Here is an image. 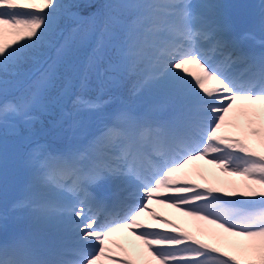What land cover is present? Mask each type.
<instances>
[{"label":"snow or ice","instance_id":"snow-or-ice-1","mask_svg":"<svg viewBox=\"0 0 264 264\" xmlns=\"http://www.w3.org/2000/svg\"><path fill=\"white\" fill-rule=\"evenodd\" d=\"M126 6L131 10L123 52L128 70L146 65L137 90L166 88L172 111L166 119H154L122 108L82 150L58 154L33 148L29 162L36 168L35 183L72 198L65 204L44 202L41 213L60 218L75 246L0 243V264H132L118 260L114 251L126 252L113 239L125 229L155 264H209L210 259L211 264H264V53L240 47L239 39L229 35L231 26L221 19L223 5L218 3L136 0ZM95 7L63 0H0V83L26 62L38 65L29 96L0 100V126L7 129L12 119L31 127L33 110L55 87L59 67L75 42L72 34L60 33L59 22L79 19ZM93 16L87 13V18ZM46 48L54 49L55 56L42 61ZM103 48L101 38L80 76L82 90L87 89V73L101 63ZM236 64L246 65L247 73L235 74ZM117 70L118 65H111L105 75ZM69 85L70 79L62 94ZM102 106L83 91L72 99L76 113ZM198 160L242 178L241 184L220 181L232 184L225 189L196 182L193 175L203 176L190 165ZM4 163L0 142V174ZM154 201L212 225L216 231L204 234L215 243L168 220L163 223L172 232L150 230L158 225L145 224L141 217L147 212L158 219L150 207ZM241 206L250 210H238Z\"/></svg>","mask_w":264,"mask_h":264},{"label":"trees","instance_id":"trees-1","mask_svg":"<svg viewBox=\"0 0 264 264\" xmlns=\"http://www.w3.org/2000/svg\"><path fill=\"white\" fill-rule=\"evenodd\" d=\"M258 0H254L251 8L257 9ZM65 3H93L96 5L94 9L83 11V16L79 19L65 18L59 22L60 33L63 36L72 34L75 42L71 48L65 62L59 67V78L56 81L55 87L52 88L44 97L43 103L37 106L32 115L36 119L32 122L31 127L26 126L19 120H15L12 127L5 129L0 128V138H7V142H3L6 150L11 148L17 151L16 147L19 139L22 137L44 136L47 140H54V144H62L65 136L60 132L54 133L59 128L53 127L57 125L64 111H70L76 115L84 114V112L76 113L72 108V99L81 94L83 91L88 99L106 101L110 99L109 110H112L117 103L133 102L137 93V84L140 76L137 73L130 71L126 72L127 67L124 64V56L121 40L124 36L125 25L131 18V10L126 6L136 0H63ZM217 3V2H216ZM219 4V3H218ZM121 5H124L123 7ZM94 12V16L87 18L88 12ZM113 24L117 33L116 39L113 41L115 46L110 50L112 62L118 65L120 73L118 80L112 82L118 83V91L112 90L108 86L112 85L109 79H117L112 71H109L108 77L104 78L103 82L94 87L87 84V89L82 90L80 85V67L82 65V56L87 53L90 48H94L97 40V34ZM95 35V36H94ZM58 42H62V37L58 36ZM110 44L109 41L107 42ZM54 49L46 48L41 60H46L47 56L54 57ZM80 52V53H79ZM83 52V53H82ZM82 53V54H81ZM107 56V54H106ZM85 61V60H84ZM110 62V59L107 60ZM38 65L32 61L26 62L14 74L3 76V83H0V100L11 99L18 101L20 97L30 95L33 81L36 78V69ZM70 79V85L66 94H62V89L65 88L66 81ZM107 80V81H106ZM104 92L100 94V88ZM108 87V88H107ZM135 90V91H134ZM109 98V99H108ZM55 134V137H54ZM60 134V135H59ZM54 145V146H55ZM22 183L20 167L16 163L7 162L0 174V213L2 210H7L13 201L19 199V186ZM17 218L12 222V225H24L29 222L22 212L16 211Z\"/></svg>","mask_w":264,"mask_h":264},{"label":"rangeland","instance_id":"rangeland-1","mask_svg":"<svg viewBox=\"0 0 264 264\" xmlns=\"http://www.w3.org/2000/svg\"><path fill=\"white\" fill-rule=\"evenodd\" d=\"M230 2H231V5L233 6V8L234 7H238V2L236 0H230L229 3ZM239 3H240L239 6L241 8H243V9L247 8L246 3H242V2H240V0H239ZM263 3H264V0H262V4ZM238 11H239V14H241V11L239 9H238ZM263 19L264 18H262V17L260 19H258L257 27L253 28L254 30H252V32L256 33L258 38L262 37L264 39V24H262V21H264ZM116 36H117V33H116V31H115V29L113 27V24L108 26V27H106L102 31V33L97 34V40H96V43L94 44V48L96 49L97 41L102 38L103 41H104V48H103V54H102L103 55V59H102L101 63H99L97 65V67H96V69L94 71L87 73V75H88V84H89L88 87H90V85L92 87H94L96 85L100 86L98 84V83H102L100 80H104V78L108 77V75H109V71L107 72V75H105V70L108 69L111 65H115L112 62V58L113 57L110 56L109 52L115 46V43L113 41L116 39L115 38ZM246 38L250 42H253V40H254L253 36H251V37L246 36ZM108 41L110 43L109 45L107 43ZM53 52H54V56H55V51L53 50ZM106 54H107V56H106ZM93 55H94V49L90 48L87 51V53L82 56V61L83 62H82V65H81V67L79 69L81 74L85 72V67H86V65H88L91 62V59H92ZM49 57L50 56H47L46 60ZM108 59H110V62L107 61ZM146 68H147V66H146ZM147 71H148V68L144 71V74H146ZM113 74L117 77V79H109L111 81L112 85H110L108 87L112 88V90L118 91V83L117 82H112V81L113 80H118L120 73L117 70L116 72H113ZM101 90L104 91L102 89V87H101ZM145 95H149V97H151V98L156 100L157 103L152 104L151 107H146L148 109L150 108L152 111H155V113L158 112V110L162 106V104H164V103H172L170 93H169V91L166 88L153 86V87H150V88H147V89H141L139 91V93H138V95H137V97L135 99V105L136 106L133 107L134 109H141L142 106H139V103L141 102L140 101V99H141L140 97H143ZM79 115H81V114H79ZM106 115L108 116V113H107V111L104 110V108L102 106V109L100 111L91 112L88 115V118L80 120L78 127H74V125L69 126L70 122L67 121L63 125L64 128H68V131H67L66 137H65V140H67V144H69L71 142H75L77 140L81 141L86 136H88L89 134L94 132L95 130L99 129L100 132H101L106 125H109V123L106 120V118H107ZM75 116H78V115H76L74 113H71L70 111L69 112L64 111L62 119L72 121V120L75 119ZM57 125L60 127V123H57ZM232 131H234V129ZM36 141H33L32 143L28 144V142H26V139L19 140V144L17 145V152L11 153V151H10L8 153L10 155V157L9 158L7 157L8 160L13 161L14 163H16L21 168V171L24 173V179H25V183L26 184L24 185L25 187H24L22 193H24V191H26V193H25L26 196L29 194V192L33 191L32 186H29L28 182L31 181V179H33V174L35 173V172H33V170H35V166L33 164H30V162H29V153L31 152L30 150H32L33 148H35L37 146H43L46 149H49L45 141H41V142H39V141L36 142ZM22 145H25L26 147L23 149ZM62 146L63 145H59L57 147L61 148ZM7 162L8 161H6V163ZM203 162L205 163V165H208V167H209L210 164H208L206 160H203ZM210 168H212V172H213L212 174L214 176V181H212L213 184H211V186L212 185L214 186V182H215V187L222 188L220 186V181L235 182V183H238L237 185L241 184V182H242V178L236 177V176H227L220 169L214 168L213 165H211ZM30 169H32V171L29 173ZM23 173H22V178H23ZM218 184H219V186H218ZM221 184L224 186L225 189H230L229 188V183H221ZM34 188L36 189V187H34ZM237 198L241 199L240 197H237ZM28 200L29 201H27V202L30 204L31 209H32V211L29 212V213H31L32 215H38L36 217V219H38V220H44V219L45 220H47V219L51 220L46 225H40L39 231H42V232L48 231V233H53L55 231H57V232L58 231H67L65 226H62L63 222H62V220L60 218H58V217H44L42 215V213H41V210H39L40 209V205H42L44 202H50V203H53V204H57V203H55L54 201H50V200L47 201L45 199L39 200V199L33 198V197H29ZM35 202L39 203V204L41 203L40 205H38L39 209H37V206H35V204H36ZM25 205H27L26 202H19L17 204L18 207L25 206ZM152 206H155V208L154 207L153 208L155 210H157V211H161V209L163 207L165 210L170 212L169 213L170 217L171 216L174 217V221H176L177 223L180 222L183 225V226L182 225L180 226L181 230L190 233L189 232V227L185 228V226H184V221H183L184 219H180L181 216H182V218H184V216H183V214H181L180 210H176V212H174L175 215L174 214L172 215L171 210L173 211L174 208L168 207L165 204L156 203L155 201L152 203ZM191 230L193 231L192 228H191ZM11 231L12 230L9 229V227H7L4 223H0V239L10 235ZM204 233H205V231L203 230V235H205ZM190 234H193V233H190ZM199 236H197V237H199ZM204 237L207 240V241L205 240L206 242L212 243L211 242L212 240L207 235H205ZM209 264H211V259H210Z\"/></svg>","mask_w":264,"mask_h":264},{"label":"bare ground","instance_id":"bare-ground-1","mask_svg":"<svg viewBox=\"0 0 264 264\" xmlns=\"http://www.w3.org/2000/svg\"><path fill=\"white\" fill-rule=\"evenodd\" d=\"M232 71L234 73L237 72L236 69H232ZM189 79H191V78L189 77ZM230 117H231V114H230ZM239 122L243 123V121H241V118H240ZM229 151H231V150H229ZM233 154L234 155H243V154H239V153H233ZM190 169L194 173L195 172H199L203 176V179H201V176L193 175L192 179H195L196 182L202 183V184H204V183L213 184L212 181H214V176L212 174L213 173L212 172V168H210L207 165H205V163L203 161H201V160L194 161L192 163V165H190ZM33 184H36L34 180H33ZM36 185H38V184H36ZM214 185H215V182H214ZM218 186H219V184H218ZM220 186L222 188H224V186L221 183H220ZM38 187L40 189H42V190H45V192L47 191L46 188H44V187H41L39 185H38ZM48 193H49L48 195H52L53 194L51 191H48ZM63 204H65V203H63ZM150 207L155 212V214H156L158 219H153L152 216L149 215V213L146 212L141 217L142 222H144L145 224L151 223V224H154V225H158V227H156L154 229H150L152 231L165 232L164 229L165 228L168 229V226L167 227L165 226L166 224H164L162 222L163 219L159 216L158 213H156V211L153 209L152 205ZM176 210H178V209L174 208L173 211L171 210L172 215L174 214V212H176ZM180 211H181V214H183V211L182 210H180ZM183 216H184V218H182V216H181L180 219H184L183 221H184L185 228L189 227V231H191L194 235H196V236L200 235L198 238L206 240V238L204 237L205 235H203V230L205 232L216 231V229H214V227L212 225H208L205 222L196 220L193 217L185 216L184 214H183ZM159 218H161V220ZM178 224H179V226L182 225L180 222H178ZM62 226H65V225L63 224ZM191 228L193 229V231L191 230ZM139 231H143V229H138L137 232H139ZM61 232H63V231H58V232L55 231L53 233H61ZM61 237H63L62 241L54 240V241L48 242L47 246H46L47 249L72 248V247L75 246L73 244L72 236L67 231H64V233L62 234ZM113 239L117 243L122 245L123 248L126 250V252H122L118 248L114 249L116 257H117L118 260H124V261L131 260L132 264H155V262L152 261L151 257L147 254V251H146L144 245L142 244V242L137 240L136 237L134 235H132V233L129 232L128 230L125 229V230H121L118 233H115L114 236H113ZM211 242L215 243V241H213V240ZM141 253H143V254H141ZM103 264H111V262L110 261H104Z\"/></svg>","mask_w":264,"mask_h":264},{"label":"water","instance_id":"water-1","mask_svg":"<svg viewBox=\"0 0 264 264\" xmlns=\"http://www.w3.org/2000/svg\"><path fill=\"white\" fill-rule=\"evenodd\" d=\"M234 22H235V26H236V28H237L238 31L244 29L245 26H248L249 25V23L242 22V20H236L235 19Z\"/></svg>","mask_w":264,"mask_h":264}]
</instances>
